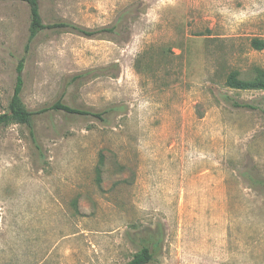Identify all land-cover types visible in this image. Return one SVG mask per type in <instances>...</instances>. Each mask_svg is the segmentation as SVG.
Wrapping results in <instances>:
<instances>
[{
    "label": "rangeland",
    "instance_id": "obj_1",
    "mask_svg": "<svg viewBox=\"0 0 264 264\" xmlns=\"http://www.w3.org/2000/svg\"><path fill=\"white\" fill-rule=\"evenodd\" d=\"M0 0V113L25 56L22 101L49 110L0 128V264H264V0ZM90 70L77 80L74 77ZM104 155L100 163V155ZM97 168L101 174L98 178Z\"/></svg>",
    "mask_w": 264,
    "mask_h": 264
},
{
    "label": "trees",
    "instance_id": "obj_2",
    "mask_svg": "<svg viewBox=\"0 0 264 264\" xmlns=\"http://www.w3.org/2000/svg\"><path fill=\"white\" fill-rule=\"evenodd\" d=\"M19 1L26 2L30 9L29 37L27 44L25 45V52L29 51L31 43L34 41L36 36L41 31L47 29L71 28L88 36H93L99 31H111V32L116 31L115 30L116 25L107 28H102L101 30H89L67 22L45 23L41 15L39 0H19ZM252 43L256 49L264 48L263 40L254 39ZM24 63H25V56H23L20 59L17 65V69H16L17 76L14 85V91L8 104V111L0 113V128L11 124H23L27 126V128L29 129L32 140L36 142L34 118L41 113L47 112L49 110H62L69 114L89 115L99 120L105 121L107 119L106 115H108L110 112L114 111L117 108L116 106H113L106 108L102 111H92L88 109L73 107L58 100L48 107L31 110L27 108L26 105L23 103L21 96L24 88V76H23ZM90 72L91 71L88 70L86 72L80 73L74 77V80L80 79L88 75ZM226 85L236 89L264 90L263 81L242 80L237 76L236 71H233L229 74L226 80ZM103 161H104V155L101 154L100 163H103ZM97 172H98V178H100V174H101L100 168H97ZM143 240H144V244L134 254L132 259L127 264H148L156 259L157 251L160 249L161 243L163 241L162 233L160 231L149 232L148 234L143 236Z\"/></svg>",
    "mask_w": 264,
    "mask_h": 264
}]
</instances>
